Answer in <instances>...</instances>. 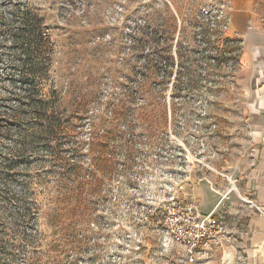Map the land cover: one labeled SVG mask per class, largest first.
I'll use <instances>...</instances> for the list:
<instances>
[{"label": "rangeland", "instance_id": "rangeland-1", "mask_svg": "<svg viewBox=\"0 0 264 264\" xmlns=\"http://www.w3.org/2000/svg\"><path fill=\"white\" fill-rule=\"evenodd\" d=\"M20 1L49 27L53 81L70 115L64 138L77 143L83 170L77 179H60L36 158L14 167L0 201V264H21L26 256L36 264H192L148 208L211 173H229L240 199L258 210L247 186L259 160L254 129L262 118L253 114L251 69L232 76L233 60L209 59L216 50L199 13L209 0ZM243 9L251 16L246 30L264 29V0H227L224 33L239 37L245 52L252 45L234 23ZM147 21L161 33L149 36ZM4 64L0 56V98L11 90ZM4 110L0 152L9 158L19 124ZM107 158L111 172L101 166ZM25 174L37 210L23 230L16 203Z\"/></svg>", "mask_w": 264, "mask_h": 264}, {"label": "trees", "instance_id": "trees-1", "mask_svg": "<svg viewBox=\"0 0 264 264\" xmlns=\"http://www.w3.org/2000/svg\"><path fill=\"white\" fill-rule=\"evenodd\" d=\"M6 6L5 10L0 11V34L4 36L2 40L4 51L0 56L5 59L3 70L6 72L11 90L9 97L0 98V116L7 115L4 109L10 108V117L16 119L19 127L9 158L0 152V201L5 200L4 196L10 191L8 189L10 172L15 166H28L35 161L34 158L41 162L43 167H52L50 170L60 179L64 178L66 173L75 175L77 179L83 170L80 160L76 159L75 155L78 152L77 143L68 146V141L64 138L71 125L70 115L62 105L53 81L55 44L49 27L38 10L27 2L8 0ZM207 17L204 35L209 40L213 38L211 48L216 50V55L209 59L225 63L233 60L235 70L231 75L235 76L240 67L242 41L235 36H226L220 30L222 20L214 19V25H211L212 19ZM147 22L145 27L149 36L161 33L160 28L150 21ZM149 28H152L153 32H149ZM217 41L220 45L216 44ZM127 142L129 143V140ZM128 148L130 152L134 150L131 144ZM143 158L145 159V156ZM95 165L97 166V163ZM101 166L111 172L114 163L107 158L103 160ZM94 169L96 170L95 167ZM90 174L95 177L94 171ZM27 177L25 174L20 180L19 199L16 203L17 217L23 230L24 220L27 225L31 223L32 214L37 210L35 202L31 199L35 190L30 186L31 181L25 179ZM24 244L27 246V243ZM20 263L36 264L27 256L22 257Z\"/></svg>", "mask_w": 264, "mask_h": 264}, {"label": "crops", "instance_id": "crops-1", "mask_svg": "<svg viewBox=\"0 0 264 264\" xmlns=\"http://www.w3.org/2000/svg\"><path fill=\"white\" fill-rule=\"evenodd\" d=\"M250 19L251 16L245 9L234 15L235 25L245 32L248 47L252 45L251 50L242 51L238 72L244 70L246 65L250 66L248 86L255 109L253 114L255 117H262L260 124L254 129L255 138L260 145L259 160L256 167L251 169L247 186L255 190L253 199L264 212V29L259 27L246 30L245 26ZM229 175L224 171L211 173L200 178L194 185L193 196L198 210L205 207V212L200 213L205 215L214 210L235 237L232 246L214 253L207 264H264V216L240 199L242 194Z\"/></svg>", "mask_w": 264, "mask_h": 264}, {"label": "built area", "instance_id": "built-area-1", "mask_svg": "<svg viewBox=\"0 0 264 264\" xmlns=\"http://www.w3.org/2000/svg\"><path fill=\"white\" fill-rule=\"evenodd\" d=\"M226 3L227 0H209L207 5L199 8L204 20L207 16L212 19L211 25H214V19L223 21L219 26L222 32L227 29L229 21L225 13ZM193 191L194 185L190 191L159 201L154 208L149 207L148 212L159 217L167 238L178 245L188 263L207 264L214 253L232 246L235 237L214 210L205 215L200 213ZM256 207L264 216V212Z\"/></svg>", "mask_w": 264, "mask_h": 264}]
</instances>
